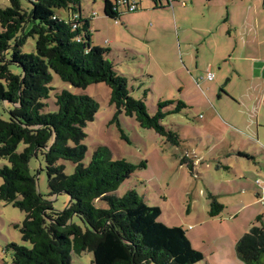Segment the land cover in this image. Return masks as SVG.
<instances>
[{
	"label": "trees",
	"instance_id": "obj_1",
	"mask_svg": "<svg viewBox=\"0 0 264 264\" xmlns=\"http://www.w3.org/2000/svg\"><path fill=\"white\" fill-rule=\"evenodd\" d=\"M8 1L7 8H0V105L8 115L7 120L0 118V161L7 162L0 166V202L25 214L22 224L14 227L30 245L9 244L11 264H72L71 255L83 252L92 254L93 264L201 263L203 255L191 249L181 228L158 222V207L148 206L135 190L115 195L138 167L113 161L106 147L97 148L88 164L83 163L84 128L98 109L92 97L63 90L54 95L56 111L46 112L52 74L77 89L105 84L109 104L116 110L113 120L121 113L133 117L140 128L181 148L183 141L162 121L186 106L180 101L158 102L155 116L148 115L143 101L130 96L127 77L106 59L110 50L92 46L81 0H32L30 10L21 7V0ZM102 1L104 16L118 21L123 14L118 0ZM151 1L155 7L163 2ZM58 10H65L67 19L58 16ZM27 38L35 41L34 54L21 53ZM170 106L174 108L166 111ZM33 158L44 164L47 196L37 192V173L29 166ZM63 162L73 165L72 174L64 173ZM179 162L192 171L189 156L183 154ZM60 194L69 201L56 211L47 199ZM207 201L209 218L218 217L223 205L210 193ZM235 253L243 264H263L264 216H257L236 242Z\"/></svg>",
	"mask_w": 264,
	"mask_h": 264
},
{
	"label": "rangeland",
	"instance_id": "obj_2",
	"mask_svg": "<svg viewBox=\"0 0 264 264\" xmlns=\"http://www.w3.org/2000/svg\"><path fill=\"white\" fill-rule=\"evenodd\" d=\"M31 1L21 0V7L30 10ZM203 1L206 3V0ZM140 2L142 5L150 4L147 0ZM225 2L227 6L217 1L210 5L211 10L216 11L212 16L214 23L210 26H213L216 30L214 33L218 36L230 34V39H247L249 46L245 55L249 60L234 62V69L241 75L243 72L247 75L243 78L234 75L230 79V76L225 75L226 67L223 65L210 67L208 70L214 74V80L208 82L204 79V67L210 56L205 58L206 55H203L199 58L194 51L192 58L198 61L202 68L199 72L193 70L192 84L188 83L184 72L174 71V62L164 65H158L154 61L147 63L144 48L140 44L137 43L136 47L134 44L129 45L130 48L125 47L123 43L126 40L121 39L125 34L120 37V28L115 26L113 20L109 22L104 18L102 0L80 1L82 18L90 20L93 16L90 21L92 46L111 51L106 59L119 74L127 77L130 96L143 101L150 117L155 116L158 102L180 101L186 106L181 113L168 115L162 121L163 126L180 136L183 141L181 149L166 144L154 131L140 128L133 117L121 113L113 120L116 110L109 104L110 91L105 84L77 89L52 74L50 87L53 90L46 102V112H55V93L65 90L72 94H86L92 97L98 104V109L94 121L84 128L86 137L83 144L87 152L83 163L88 164L97 148L106 147L113 161L126 160L138 167L134 175L119 186L115 195L122 197L129 190H135L145 197L148 206L160 209L158 222L168 228H181L191 249L196 252L204 250L205 245L215 244V241L218 244H227L222 239L225 236L222 228L227 225L220 226V218H209L205 212L208 209L207 195H204L205 186L212 185L216 188L215 194L220 195V202L238 206L243 202L248 203L247 198L243 195L234 196L233 192L240 191L244 186L248 189H253L256 185L261 188V185L257 184V172L264 178V0ZM9 5L8 0H0V8H7ZM219 6H223L220 10L223 15L220 22L217 12ZM56 13L63 19L68 17L65 10H58ZM94 13L97 16H94ZM168 41L169 39H161L160 42L163 49L167 46L170 57L173 54ZM34 44L32 38H27L21 53L34 54ZM152 46L155 50V45ZM240 47L241 45L239 49ZM9 69L14 74L18 73L13 66ZM218 81H221V84L216 86ZM173 108L174 106H170L166 111ZM0 118L8 119L7 111L1 105ZM210 118H214V123L206 128L202 127ZM217 119L232 123L238 130H226ZM256 136L259 137L260 146L251 141L255 140ZM23 149L24 145L20 144L18 152ZM185 152L192 158H197L193 172H189L185 166H178L180 162L175 156ZM142 162L145 163L144 168L140 167ZM63 164L64 173L72 174L73 165L69 162ZM4 165H7V162L0 161V166ZM29 166L37 173L38 194L47 196L44 164L41 160L33 158ZM47 200L52 202L54 210L62 211L69 198L60 194ZM95 205L106 208L103 202H96ZM260 205L259 207L263 208ZM225 212L227 213V210ZM262 212L264 214V209ZM242 217L236 220L243 223ZM24 219L23 212L0 202V264H11L12 252L7 248L9 244L30 247L21 240L19 230L14 227L20 226ZM227 224L235 234L231 224ZM203 257L205 258L204 255ZM71 260L72 264H93V257L89 252H83L79 256L72 254ZM224 263L226 264L210 262Z\"/></svg>",
	"mask_w": 264,
	"mask_h": 264
},
{
	"label": "crops",
	"instance_id": "obj_3",
	"mask_svg": "<svg viewBox=\"0 0 264 264\" xmlns=\"http://www.w3.org/2000/svg\"><path fill=\"white\" fill-rule=\"evenodd\" d=\"M168 1H171L170 4L167 3L166 0H163L158 7H155L151 0H147V2L150 3L149 5H142L139 1L138 10L132 13L121 9L123 14L119 20L114 21V23L115 26L117 25L120 28L119 36L121 37L122 34H125L124 37H121V39L126 40L123 43L125 47L130 48L133 44L135 45L134 47H136L137 43L140 44L141 47L144 48L143 51L147 63L154 61L158 65H164L174 62V71L184 72L188 78V83L192 84L193 70L199 72V69L202 68L198 61L193 60L192 58V53L194 51L199 58H201V56L203 57V55H206L205 58L210 56V59L204 67L205 77L206 72L210 71L208 70L210 67H221L222 65L223 67H226L224 72L225 75L230 76V79H232L234 75L239 78H243V76L246 77L247 73L244 75L245 72H243V75H241L236 68L234 69V62L238 60H249L245 55L246 49L249 46L247 39H230V34L218 36L214 33L216 30L213 29V26H210L214 23L212 16L216 13V11L214 12L211 10L210 5L217 1L220 2L221 5L227 6V3L225 2L226 0H206V3L203 0ZM206 8H208L209 11ZM221 8H223V6H219V10L217 11L219 13L218 22H220V19L223 17L222 11L220 12ZM94 16H97L96 13H94ZM199 17H201V19ZM92 18L93 16L89 21H91ZM104 18L110 22V19L107 17ZM94 21L95 20H93V22ZM192 34L193 37H191ZM161 39H169L172 46V56L169 57L166 45L165 49H163V44L160 42ZM152 44L155 45V50L153 49ZM239 45H241L240 49ZM148 68L149 66L147 67V70ZM253 71L254 68L252 69V73ZM204 79L207 80L206 78ZM220 84L221 81H218L216 86H219ZM217 120L226 128V130H238L237 127L230 122H224L221 119ZM214 121V118H210L202 124V127L206 128L211 125V123L213 124ZM240 133L243 134L242 131ZM251 141L259 146L261 145L258 136H256L255 140ZM182 154H186L192 159V171H189L185 165H181L180 163L178 166H185L189 172H193L197 158H192V156L186 152ZM182 154L175 156V158L180 160L183 156ZM256 177L257 184L261 185V188L257 185H253V189H248L244 186L240 191L236 192L235 190L233 192L235 194L234 196L240 197L243 195L247 198L248 203L243 202L238 206L230 205L228 202H225V204L220 202V195L215 194L216 188L212 185L205 186L204 195L210 193L214 198L216 197V201L224 207L221 214L212 219L220 218V226L227 225V227L222 228L225 233V236H223L222 239L226 241L227 244H218L215 241V244L205 245V248H203L204 250H199L200 253L205 256L203 261L206 262V264H210L212 261L217 263L226 262V264H239L240 260L235 253V244L237 240L248 231L257 216H264L262 212V209H264V178L259 176L258 172ZM239 192H241V194H238ZM141 197L147 204L145 197ZM259 205L263 208L259 207ZM188 209L187 211H189ZM208 210L209 208L205 211L207 216ZM225 210H227V213ZM224 212L225 215H223ZM240 216H243V223L237 221ZM227 222L231 224L230 226L235 234H233L228 228ZM262 263L264 264V259Z\"/></svg>",
	"mask_w": 264,
	"mask_h": 264
},
{
	"label": "built area",
	"instance_id": "obj_4",
	"mask_svg": "<svg viewBox=\"0 0 264 264\" xmlns=\"http://www.w3.org/2000/svg\"><path fill=\"white\" fill-rule=\"evenodd\" d=\"M118 7L124 9L125 11L132 13L138 10V3L136 0H118L117 1ZM206 79L208 81H212L214 79V74L210 71L206 72Z\"/></svg>",
	"mask_w": 264,
	"mask_h": 264
}]
</instances>
